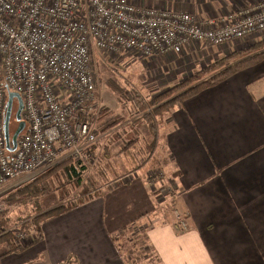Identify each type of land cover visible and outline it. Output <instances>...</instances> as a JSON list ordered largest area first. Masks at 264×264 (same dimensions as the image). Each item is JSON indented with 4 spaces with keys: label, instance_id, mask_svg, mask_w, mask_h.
I'll return each instance as SVG.
<instances>
[{
    "label": "crops",
    "instance_id": "1",
    "mask_svg": "<svg viewBox=\"0 0 264 264\" xmlns=\"http://www.w3.org/2000/svg\"><path fill=\"white\" fill-rule=\"evenodd\" d=\"M146 1L153 0L134 4ZM261 1L162 0V7L204 20ZM235 48L236 42H193L186 55H168L167 70L161 67L172 77V69L188 72ZM158 119L155 150L145 167L137 162L127 181L107 182L104 194L44 221L42 239L33 246L15 253L5 243L0 264H136L138 249L129 247L126 256L116 235L125 229L137 234L131 226L149 219L147 239L159 264H264V60ZM154 169L173 179L172 195L154 193L145 177ZM171 206L187 216L186 231H177L175 217L167 215Z\"/></svg>",
    "mask_w": 264,
    "mask_h": 264
},
{
    "label": "built area",
    "instance_id": "2",
    "mask_svg": "<svg viewBox=\"0 0 264 264\" xmlns=\"http://www.w3.org/2000/svg\"><path fill=\"white\" fill-rule=\"evenodd\" d=\"M256 34H264V1L200 20L131 0H0V187L23 176L33 180L64 155L88 161L99 140L92 123L102 109L93 52L147 58L180 54L193 42L224 46ZM10 92L23 100L25 123L13 152L4 132ZM14 105L10 126H18ZM174 216L177 231H186L184 216ZM25 235L17 233L21 243Z\"/></svg>",
    "mask_w": 264,
    "mask_h": 264
},
{
    "label": "rangeland",
    "instance_id": "3",
    "mask_svg": "<svg viewBox=\"0 0 264 264\" xmlns=\"http://www.w3.org/2000/svg\"><path fill=\"white\" fill-rule=\"evenodd\" d=\"M131 1L134 3V0ZM162 5V0H153L151 3L146 1L142 6L158 8L162 7ZM186 12L188 11L186 10ZM263 40L264 34L251 35L243 40V45L240 47L238 46L242 40L237 41L234 52L246 49ZM182 53L186 55V51L183 50ZM133 54L128 52H121L119 54L93 52L92 67L95 72L97 88L95 96L97 102L101 104L102 109L97 112V118L94 119L92 125L93 128H95V132L98 134L99 140L90 149V157L88 161L83 162L78 158L64 155L61 156L56 165L52 167V169H54L57 165H60L68 159H74L80 162L85 168L82 185L76 186L75 183H68L65 180H61V183H58L61 178L49 179L44 181L42 185L39 184V189L51 188L48 192H38L37 190L38 193H34L25 201V203L17 205L10 204V201H8V195L15 191L16 188L27 184L32 180L25 181V178L21 180L16 179L0 187V204L2 207L0 212V239L8 234L17 235V233L20 232L29 234L25 235L23 241V244H28L31 242L32 238H35L32 236L35 233V228L32 226V230L26 233L21 230V227L23 225L32 224L31 220H33L37 214L61 205L75 203L82 197L83 193H85L84 189L86 188L92 191L93 196L99 197L101 194H104L105 191H108V188H106L107 182L120 178L127 181L129 178L128 176L136 173L137 169L133 170L137 167L136 163L139 162V165H141L137 153L139 151H146L147 153L148 150H146V147L150 144L152 145V142L157 140L158 127L161 123V119H158L160 122H157L155 129H151L149 121L146 122L145 120H139L135 122L134 120V122H132L133 119H131L132 121H129L130 118H135L134 116L138 115L134 108L133 99H141L142 102L144 101L143 103L147 105L148 102L165 93L177 96L183 89L187 90L189 87L186 86L187 84H184L182 90L181 87L177 88V90H173L176 85L185 80L187 81L190 77L199 74L200 71L205 70L211 64L228 56L225 55L215 60H211L210 62H204V65L200 64L199 67L188 72L179 68L172 69V77H169L167 76L168 74L163 71L161 66H164L167 70L168 65L164 60L173 56L165 54L160 55L159 57L161 58L154 57L148 60L141 56L139 57L142 59L133 58ZM254 54H240L234 61H229L226 66L248 59ZM170 55H173V53H170ZM209 77H211V75L204 77L203 79H208ZM197 82L200 81L197 80ZM170 97L163 100L168 102ZM15 109L16 103L14 105V110ZM115 120L124 121V124L106 132H102L107 124ZM16 126L14 127L11 125V133L15 131ZM100 137L102 138L100 139ZM132 140L134 141V144L129 145L127 148V144ZM122 150L124 153L119 154ZM146 165L144 163L141 167H145ZM137 168H139V166ZM145 177L150 180H148V182L151 183L150 186L155 194L160 193L161 197H165L174 193L175 189L171 183L175 182L170 177L169 178L172 180L171 182L168 180L169 178L165 179L164 175H162L158 169L148 171ZM90 183L93 185H90ZM33 189L34 185H29L21 196ZM170 210L167 215L169 217L173 216L174 218L175 216L172 206L170 207ZM2 218L5 223H1ZM183 218L187 220L186 215H184ZM152 222V219L144 220L142 223L135 222L131 227L138 230L137 234H135L136 231L131 232L129 230L126 232L127 229H125V232L123 231L124 233L121 237H119L121 233H117L116 235L117 243H120L121 248L126 252V256L129 254V247H135L134 250L136 248L138 249V252L133 255L136 264H159L160 260L158 261L156 257L157 254L154 253L155 249L147 239L148 236L146 232ZM173 222H176V218H174ZM128 235L131 236V238L126 239L125 237ZM4 248L5 243L0 241V251H3Z\"/></svg>",
    "mask_w": 264,
    "mask_h": 264
},
{
    "label": "trees",
    "instance_id": "4",
    "mask_svg": "<svg viewBox=\"0 0 264 264\" xmlns=\"http://www.w3.org/2000/svg\"><path fill=\"white\" fill-rule=\"evenodd\" d=\"M245 53L246 54L255 53V54L252 55L248 59L241 60L239 62H235L232 65L226 66L229 61H234L235 58L239 57L240 54L245 55ZM263 60H264V40L261 42L255 43L246 49L229 54L228 56H226V58L219 60L215 62L214 64H211L205 70L200 71L199 74H196L195 76L190 77L187 81L185 80L184 82L176 85L173 90H177V88H180V87L182 90V86H184V84L185 85L187 84L186 86L189 87L187 90L183 89L177 96H173V95H169L168 93H165L161 95L160 97H157L151 100L150 102L147 103V105L144 104L143 103L144 101L142 102L141 99L134 98L133 99L134 108L136 112L138 113V115L134 116L135 118L133 117L130 118L129 121H132L131 119H133L132 122H134V120L135 122L139 120H145L146 122L149 121L151 124V129H155V126L157 124L156 119L159 117H162L165 113L169 112L175 105L183 103L186 99L198 94L202 90L213 87L217 85L218 83L223 82L227 80L228 78L232 77L233 75L239 73L240 71L246 68H249L253 65H256L257 63ZM209 75H211V77H209L208 79H203L204 77H207ZM197 80H199L200 82H197ZM193 82H197V83H193ZM168 97H170L168 99L169 101L165 102L163 99L168 98ZM123 124H124V121L115 120L107 124L106 127L102 130V132H106L117 126H122ZM10 127H9V130H10ZM131 144H134L133 140L127 144V148ZM155 146H156V141L152 142V145L150 144L146 147V150H148L147 153L146 151H139L137 153V156L139 157V161L141 165L148 162L149 159L152 157L153 152L155 150ZM123 153H124L123 150L119 152V154H123ZM141 165H138L139 168L141 167ZM84 170L85 168L81 165L80 162L74 159H68L64 161L63 163H61L60 165H57L54 169L47 171L46 173L40 175L39 177H36L29 183L16 188L15 191H13L12 193L8 195V198H9L8 201H10V204H13V205L22 204V203H25V201L29 197H31L34 193H36L37 190L38 192L39 191L48 192V190L51 188L39 189V184L42 185L44 181L49 180V179L61 178L60 181H58V183L59 182L61 183V180H65L68 183H75L76 186H81L82 181H83L82 178L84 175ZM29 185H34V189L29 190V192L24 193V195L21 196L22 193L28 188ZM90 185H93V184L90 183ZM84 190H85L84 191L85 193H83V197L78 199L75 203L61 205V206L49 209L46 212L37 214L33 218V220H31L32 224L23 225L21 227V230L25 231L26 233L32 230V226H34L35 228V233L33 234L35 238H33L32 241L29 242L28 244L21 243L20 239H18L16 234H15L16 236L13 234H8L5 237L1 238L0 241L7 244V246L9 247V252H15V253L21 252L25 250L26 248L33 246L35 243H38L42 239L40 226L44 221H46L49 218L56 217L80 204H83L85 201L90 200L95 197L92 195L91 190L87 188ZM1 223H5V221H3V218L1 219ZM181 232H184V231H181Z\"/></svg>",
    "mask_w": 264,
    "mask_h": 264
},
{
    "label": "water",
    "instance_id": "5",
    "mask_svg": "<svg viewBox=\"0 0 264 264\" xmlns=\"http://www.w3.org/2000/svg\"><path fill=\"white\" fill-rule=\"evenodd\" d=\"M14 100L17 103V109L15 112V120L18 122V126L15 129L14 133L11 134L9 127H10V120L13 113V105ZM23 110V100L20 95L17 93L10 92L8 94V100L6 105V114L4 120V132H5V139H6V147L9 152H13L17 147V140L20 133L23 131L25 127V123L22 120L21 114Z\"/></svg>",
    "mask_w": 264,
    "mask_h": 264
},
{
    "label": "bare ground",
    "instance_id": "6",
    "mask_svg": "<svg viewBox=\"0 0 264 264\" xmlns=\"http://www.w3.org/2000/svg\"><path fill=\"white\" fill-rule=\"evenodd\" d=\"M193 15V14H192Z\"/></svg>",
    "mask_w": 264,
    "mask_h": 264
}]
</instances>
